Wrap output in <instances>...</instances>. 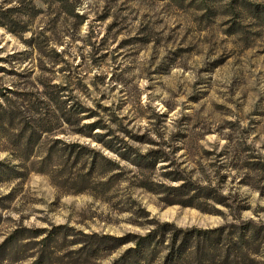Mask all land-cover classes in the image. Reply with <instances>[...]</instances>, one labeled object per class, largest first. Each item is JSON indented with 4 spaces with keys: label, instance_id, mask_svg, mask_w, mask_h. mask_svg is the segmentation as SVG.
I'll return each instance as SVG.
<instances>
[{
    "label": "rangeland",
    "instance_id": "1",
    "mask_svg": "<svg viewBox=\"0 0 264 264\" xmlns=\"http://www.w3.org/2000/svg\"><path fill=\"white\" fill-rule=\"evenodd\" d=\"M0 264H264V0H0Z\"/></svg>",
    "mask_w": 264,
    "mask_h": 264
},
{
    "label": "trees",
    "instance_id": "2",
    "mask_svg": "<svg viewBox=\"0 0 264 264\" xmlns=\"http://www.w3.org/2000/svg\"><path fill=\"white\" fill-rule=\"evenodd\" d=\"M198 236H188L186 237L187 241H190L192 239H197ZM146 241H151V244H154L156 242V239L154 240L153 235L148 236V239ZM122 245V244H121ZM192 249V246L190 242H185L178 250H177V260H181L186 253H188Z\"/></svg>",
    "mask_w": 264,
    "mask_h": 264
}]
</instances>
